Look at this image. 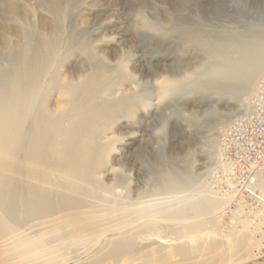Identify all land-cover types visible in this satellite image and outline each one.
I'll use <instances>...</instances> for the list:
<instances>
[{"label": "bare ground", "instance_id": "bare-ground-1", "mask_svg": "<svg viewBox=\"0 0 264 264\" xmlns=\"http://www.w3.org/2000/svg\"><path fill=\"white\" fill-rule=\"evenodd\" d=\"M31 1L33 6L36 3L44 4L49 21H37L36 29L35 20H31L33 16L30 13L33 10L36 12L35 7L29 10V4L19 0H7L5 5L9 11V23L0 27V49L14 58L13 67L5 75L7 83L0 89V264H102L107 260L112 264H175L164 256V249L167 247H164V242L176 241L186 233L200 231V225L209 224L214 220L217 222L216 228H222L220 219L228 209L230 199L228 194L217 186L215 176L213 178L220 164L219 146L217 148L214 145V139L210 140L212 150L208 154L209 160H215L217 163L211 174L214 186L210 180L195 184L188 195L175 200L174 203H180V206L170 208L164 214L163 175L154 188L155 195L159 197L140 209L144 211L140 217L125 221L131 225L129 232L106 239L105 242L99 241L98 246H92L98 243H93L92 240L96 237V228L99 226L96 224L95 212L87 208L96 205L94 200L98 201L101 197L99 191L106 192L116 187L106 185L98 175L102 161L96 158L94 149L104 145L100 139L95 138L99 137L100 132H104L105 124L111 121L115 114L125 111L126 117L134 115L135 110L131 111L129 99L137 95L138 91H134L129 85L134 84L139 89L146 83L151 90L158 88L162 95L159 105L163 103L165 92L179 88L175 87L178 77L171 71V74H167L169 76H164L167 72L164 71L163 63L161 67L153 65L150 70V67H145L147 64L130 68L139 58L134 55L135 45L127 47L123 44V36L115 30L114 20L109 17L105 18V23L102 22L100 37L87 43L93 45L88 51L98 57V62L89 64L87 69L82 68L78 77L72 74V71L68 73L65 67L67 63L64 65L63 59L69 56L71 48L68 40L63 38L62 32L55 29L56 25L59 26L61 5L50 0H35V4ZM60 2L63 3V0ZM88 8L91 6L82 9L90 10L89 15L104 14L103 11L107 9L102 5L98 6L97 10ZM161 12L163 14V11ZM150 18L152 15L150 17L146 14L142 7L138 19L141 25H151ZM26 20H31L27 27L23 25ZM154 21L157 28L159 26L167 29L165 22L163 25L159 19ZM241 27L228 26L230 30H238L242 37ZM136 29L138 28L134 26L133 30ZM132 32H127L126 36H136L135 32ZM254 41L251 45L257 49L260 39ZM111 43H118L119 46L116 49L115 45L111 47ZM82 48L87 52L85 44ZM237 48L247 53L243 42H240ZM130 49L133 50L130 63L129 59L118 57ZM217 56L222 57L223 54ZM217 56L212 58V65L216 64L213 65L216 77L240 68L238 73L243 79L240 88L215 85L217 94L228 99L235 98V106L250 110L242 95L250 91L263 72L264 58L257 62L247 63L238 59L233 62L225 53L222 58L224 62L221 63L222 60ZM68 59L69 57L65 61H70ZM55 65L58 68H55ZM119 65L121 70L117 71ZM56 91H59V97L55 106H50L49 95ZM151 100L149 97L145 98L143 107H151ZM184 105L189 111L198 108L195 102H185ZM211 109L220 111L217 105H212ZM165 186L166 190L178 191L190 189L193 185L185 179L169 177ZM130 192L129 185L126 187V194ZM103 200V203L100 200L99 202L104 205ZM100 209L102 210V206ZM219 212L221 215H218ZM164 218L183 222L182 233L179 231L174 233V237L164 240ZM188 225L192 227V231H188ZM212 229L205 233L208 241L213 242L208 248L209 251L214 250L212 248L217 245L212 234L215 229ZM242 229L252 232L245 228V225ZM137 239L144 243L138 245ZM68 243H71L67 246L69 252L65 248ZM75 243H78V247L84 246L87 249L74 251ZM170 248L172 254L182 260L192 252L176 244ZM221 256L223 257V253ZM242 256L247 258L243 254Z\"/></svg>", "mask_w": 264, "mask_h": 264}, {"label": "rangeland", "instance_id": "rangeland-1", "mask_svg": "<svg viewBox=\"0 0 264 264\" xmlns=\"http://www.w3.org/2000/svg\"><path fill=\"white\" fill-rule=\"evenodd\" d=\"M6 1L0 0V27L9 23ZM19 1L26 5L29 4V10L31 7H35L36 12L33 10L30 13L33 16L31 20H35L36 29L38 28L37 21L40 20L44 23L46 20L49 21V14L46 7H43L44 4L38 5L33 0V4L36 3L33 6L31 0ZM50 1L61 5L59 26L56 25L55 29L62 32L63 38L68 40L71 48L69 56L67 55L63 59L64 65L67 63L65 67L68 73L72 71V74L77 76L82 72V68L83 70L87 69L89 64L98 62V57L88 51L93 45L90 43L89 46L87 43L93 38L100 37L99 31L103 23L106 22L105 18L109 17L114 20L115 30L123 36V44L127 47L129 45L136 46H133L135 48L134 55L139 58L136 63L133 62L130 65V68L132 66L139 68L147 64L145 67H150V70L153 65L161 67L163 63L164 71L167 72L164 73V76H169L167 74L173 72L175 77H178L175 87L179 88L168 91L170 93L165 92L163 103H159V105V98L162 95L160 91L158 92V88L151 90L146 83L139 89L134 84L129 85L130 88H134V91H138L137 95L131 96L129 99L132 106L131 111L135 110L134 115L126 117L125 111L115 114L114 118L105 124V133L100 132L99 137L95 138L100 139L99 141L104 145L94 149L96 158L102 161L98 175L106 185L116 186L106 192L99 191L98 194L101 197L98 201L94 200L98 207L93 204L94 206L87 208L89 211L95 212L96 224L99 227L96 228V237L92 242L98 243L92 244V246H98L99 241L100 243L102 240L105 242L106 239L109 240L116 235H124L129 232L131 225L125 221L140 217L144 213L140 209L152 203V199L159 197L155 195L154 188L157 185L156 182H159L163 175L164 214L170 208L175 209L180 206V203H174L175 200L188 195V192H191V189L196 186L195 184L205 183L209 180L213 183L211 174L217 163L215 160H209L208 154L212 150L210 140L214 139V145L218 148L220 132L223 128L249 110L246 111L242 107L235 106V98L228 99L226 96L217 94L215 88V85L240 88L243 84L242 76L240 77L238 73L240 68H235L216 77L213 67L216 64L212 65L214 63L212 58L220 53L223 54L222 57L217 56L220 61L225 53L233 62L237 59L247 63L257 62L264 58V0H63V3L60 0ZM99 4L107 8L103 11L104 14L93 13L91 16L89 15L90 10L82 9L91 6L88 9L97 10ZM142 7L146 14L150 17L152 15L154 20H161L163 25L165 22L167 29L159 26L157 28L152 18L149 19L151 25H141L138 19L139 10ZM31 20H26L23 25L27 27ZM234 25L243 27L240 28L242 37L238 30L228 28V26ZM134 26L138 28L136 31L133 30ZM131 31L135 32L136 36L127 37V32ZM255 39H260V46L257 49L251 45L255 43ZM240 42H243L247 48V53L237 48ZM84 44L87 47V52L83 51ZM111 44V47L115 45L116 49L119 46L118 43ZM72 45L75 47H71ZM71 51L73 54L70 55ZM132 51L131 49L125 51L118 57L129 59L130 63V60L133 59L130 56ZM68 57L70 61H65ZM13 60L11 55L7 52L3 53L0 49V89L7 83L5 75L13 67ZM56 67L58 68L57 65H55ZM120 70L119 65L117 71ZM263 77L264 70L251 86L250 91L242 95V99L248 103L250 108L254 93ZM73 79L75 81V78ZM58 92H52L49 95L50 106H55L59 97ZM147 97L152 99V105L149 104L151 107L145 108L143 102ZM89 98L92 99L91 96ZM185 102H195L198 108L186 110ZM212 105H217L220 111H213ZM142 108L144 109L142 110ZM139 118L142 120L140 121ZM214 176L215 174H213V178ZM169 177L178 180L185 179L193 186L190 189L185 188V190H166L165 181ZM129 185L131 192L126 194V187ZM216 191L219 190L216 189ZM88 199L92 201V199ZM99 200L101 203L103 200L104 205ZM99 205L100 208L102 206V210ZM96 208H99L101 212ZM186 208L188 207L186 206ZM187 210L190 212L189 209ZM220 212L218 215H221ZM164 219V240L174 237V233H179V231L180 234L182 233L184 224L182 220L180 223L174 219ZM145 220L147 219L145 218ZM192 220L196 222V220ZM211 223L200 225V231L186 233L176 241L164 242V247L176 244L186 250L190 249L192 252L188 253L185 259L182 260L181 257L173 255L170 247L164 249V256L170 258L175 264L177 262H179L178 264H264V249L260 251L258 234L246 231L241 226L236 228L233 222L225 225L223 219H220V223L224 232H222V228V230L219 229V226L216 228L215 220ZM220 223L218 220V224ZM189 225L192 226L191 223ZM189 225L187 229L192 231V227ZM208 229H212V231L215 229L212 234L214 241L216 240L215 243L217 242V245L215 244L212 248L214 250L210 251L208 248L213 242L208 241L205 234ZM136 242L140 246L144 243L141 239H137ZM70 244L65 245L68 252L69 247L67 248V246ZM75 244H73L74 251L79 252L87 249L84 246L78 247V243ZM220 253H223V257ZM242 254L247 258L245 259ZM102 264H112V262L107 260Z\"/></svg>", "mask_w": 264, "mask_h": 264}, {"label": "built area", "instance_id": "built-area-1", "mask_svg": "<svg viewBox=\"0 0 264 264\" xmlns=\"http://www.w3.org/2000/svg\"><path fill=\"white\" fill-rule=\"evenodd\" d=\"M219 151L220 164L214 172V181L230 199L222 218L224 224L234 222L236 228L245 225L258 234L261 251L264 249V77L250 110L220 132Z\"/></svg>", "mask_w": 264, "mask_h": 264}]
</instances>
